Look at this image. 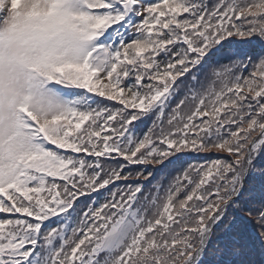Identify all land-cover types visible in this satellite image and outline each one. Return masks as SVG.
I'll use <instances>...</instances> for the list:
<instances>
[{
  "label": "snow or ice",
  "instance_id": "snow-or-ice-1",
  "mask_svg": "<svg viewBox=\"0 0 264 264\" xmlns=\"http://www.w3.org/2000/svg\"><path fill=\"white\" fill-rule=\"evenodd\" d=\"M0 264H264V0H0Z\"/></svg>",
  "mask_w": 264,
  "mask_h": 264
},
{
  "label": "trees",
  "instance_id": "trees-1",
  "mask_svg": "<svg viewBox=\"0 0 264 264\" xmlns=\"http://www.w3.org/2000/svg\"><path fill=\"white\" fill-rule=\"evenodd\" d=\"M98 99H102V98H98ZM106 103L114 104L115 102L106 101ZM147 123L150 124V122H147ZM141 129L146 131V126L142 125ZM214 158H215V154H212V153H199V154L192 153L190 155V157H183L182 156L181 160H178V161L173 159L172 164H168L165 168H163L159 172H157V174H156L157 180L161 179L165 175H168L169 173L174 174V169H178L181 166H186L187 163L201 164V163H204L206 160H211ZM153 183H155V181H153ZM81 199L83 200V198H81ZM240 215L243 216L244 213H240ZM249 228L252 232L257 231V227L255 224H250Z\"/></svg>",
  "mask_w": 264,
  "mask_h": 264
}]
</instances>
